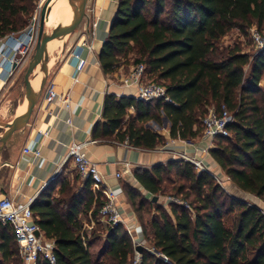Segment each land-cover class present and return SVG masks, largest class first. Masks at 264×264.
<instances>
[{
	"label": "trees",
	"instance_id": "obj_1",
	"mask_svg": "<svg viewBox=\"0 0 264 264\" xmlns=\"http://www.w3.org/2000/svg\"><path fill=\"white\" fill-rule=\"evenodd\" d=\"M34 1L0 0V38L27 28ZM251 28L264 29V0H118L98 53L102 71L114 73L134 55L132 63L142 62L146 79L163 85L171 102L106 94L93 138L154 149L165 138L148 123L166 120L170 138L193 140L202 136L208 109L224 106L233 117L229 134L216 136L209 154L238 189L264 204V49L222 45L233 29L246 36ZM133 176L151 195L123 185L144 239L141 264H264V214L228 194L211 172L169 160ZM78 177L71 183L59 174L30 205L42 235L54 241L57 264H131V236L121 224L98 220L105 196L90 178L77 184ZM171 178L180 181L173 195L188 207L151 200L164 195ZM92 221L97 226L88 231ZM100 233L105 239L94 258ZM0 264H23L9 225L0 226Z\"/></svg>",
	"mask_w": 264,
	"mask_h": 264
},
{
	"label": "crops",
	"instance_id": "obj_2",
	"mask_svg": "<svg viewBox=\"0 0 264 264\" xmlns=\"http://www.w3.org/2000/svg\"><path fill=\"white\" fill-rule=\"evenodd\" d=\"M117 2L118 0L87 1L84 18L78 29L76 28L68 37L63 50L55 55V62L47 79V82L53 81L56 84L59 98L47 106L43 100V88L26 127L22 131L13 133L7 141L0 142V198L8 196L16 204L33 201L39 192L59 174L73 183L75 176L71 171L74 167L67 157V145L71 141L96 140L92 132L95 125L103 120L102 110L106 94L135 97L133 87H124L119 82V76L134 65L132 55H129L128 63L120 64L111 74H105L98 61V53L108 35ZM54 3L55 0H51L47 10L58 15L65 1L57 0V4L54 5ZM94 22L96 26L92 28ZM85 39L92 42L93 49L89 52L82 49L81 59L77 61L72 57V52ZM3 77L4 72L0 69V90L10 80L3 81ZM65 97L69 98L68 108L63 101ZM20 107L21 103L15 107L13 113L2 117L0 122H12L19 115ZM129 112L134 111L130 109ZM67 119H70V123ZM3 131L0 128V135ZM39 131H47V135ZM164 135L167 142L154 149L134 147L114 139H97V142L88 144L85 149L87 156L96 162L106 185L117 195V203L123 217L121 225L132 238L137 237L141 244H144L141 226L123 189V185L128 184L150 198L151 195L133 176L136 168L149 169L155 164L174 160V157L186 152L203 160L208 171L213 175L216 174L230 181L210 156L209 139L201 136L184 143L170 138L169 132ZM35 139L40 145L39 157L25 152ZM116 173H119L120 177H116ZM253 197L255 201L250 204L259 208L264 206L257 197ZM155 202L160 204L162 200L157 197ZM84 222H86L85 219ZM85 225L88 231L97 226L93 221ZM99 236L97 240H101L103 244L105 236L103 233Z\"/></svg>",
	"mask_w": 264,
	"mask_h": 264
},
{
	"label": "built area",
	"instance_id": "obj_3",
	"mask_svg": "<svg viewBox=\"0 0 264 264\" xmlns=\"http://www.w3.org/2000/svg\"><path fill=\"white\" fill-rule=\"evenodd\" d=\"M46 0H39V6ZM96 23H92V28ZM250 38L256 48V51L264 49V33L251 28L249 30ZM34 43V26L30 24L21 32L10 33L0 38V69L4 72L3 81H7L14 74L19 60L22 56L28 54L33 48ZM82 49L88 52L93 49L90 40H82L73 50L72 57L77 61L81 59ZM145 65L142 62L134 64L127 72L119 76V82L124 87H133L135 89V98L143 101L163 100L171 102L166 94L165 87L157 82L147 80L145 77ZM59 94L56 90V84L49 81L44 86L43 100L47 106L52 104ZM66 108L69 107V98H63ZM233 120L232 114L222 106L220 111L209 108L207 114L202 118V137L210 140V147L213 146V139L216 136H227V125ZM70 123V119H67ZM43 135H47V131H39ZM184 143L189 140L179 139ZM96 140L71 141L68 145V158L71 160L75 170L82 179L90 178L92 186L102 190L106 196L105 203L98 212V220L108 227H115L123 222L122 213L117 203V195L106 185L102 174L100 173L96 162L91 160L85 149L88 144H93ZM25 152L32 153L35 157L41 155L39 141L35 139L31 146L25 149ZM181 160L192 163L198 171L208 170L203 160L196 158L186 152H182L179 156ZM216 179L220 177L214 174ZM116 177H120L116 173ZM175 202L181 201L175 200ZM31 201L25 204H16L10 197L3 196L0 198V226L9 225L12 228L16 244L19 248L20 256L23 264H37L45 262L47 264H57L55 255L54 241L45 238L39 226L34 221V215L30 208ZM188 207L187 204L183 203ZM262 213L264 211L260 208ZM129 233V232H128ZM131 236V234L129 233ZM132 238V236H131ZM134 247L144 246L136 238H132ZM151 252L152 248L147 247ZM162 258H164L162 256ZM131 264H141V253L135 249Z\"/></svg>",
	"mask_w": 264,
	"mask_h": 264
},
{
	"label": "rangeland",
	"instance_id": "obj_4",
	"mask_svg": "<svg viewBox=\"0 0 264 264\" xmlns=\"http://www.w3.org/2000/svg\"><path fill=\"white\" fill-rule=\"evenodd\" d=\"M63 1H65V0H63ZM45 2L39 6V0L34 1L33 12L29 18L28 25H27V26H29L30 24H32L34 26L33 48L28 52V54H26L25 56H22L20 58L19 64H18L14 74L10 77V80L7 82V84L0 90V119L4 116L9 115V113H13V110L15 109V107L19 103H22L24 100V91H25L24 76H25V72L27 69L28 62L30 61V59L34 53V48H35V44L37 41L38 25L40 22V13H41V10H42ZM56 4H57V0H55L54 5H56ZM63 6L60 9V13L63 9ZM59 14L56 15L55 13L46 10V15H45L46 20L44 21V27H43V32L45 34H49L51 32V30L54 26L53 23L55 22V20L59 16ZM261 33H264V29L262 30ZM234 44H240L242 46L243 50H246L250 53L256 52V48H255V46H254V44L250 38L249 32L247 33L246 36H243V34L240 33L237 29H233L222 40V45H231L232 46ZM61 46H62L61 42H55L52 50L49 52V59L54 58V56L57 54V52L61 49ZM133 56L134 55H132L131 58ZM247 69L248 68H246V70ZM37 72L39 73V76L41 77L42 76V64L40 66H38ZM262 83L264 84V81H262ZM200 126H202V123H200ZM148 127L150 129H152L153 131H156V132H159L160 134H162L164 136V138H165L164 134H166L168 132V124L167 123L165 124V121H163L162 126L150 121L148 123ZM166 142H167V139L165 138V143ZM164 144H161V145H164ZM179 156L180 155H177L176 157H174V160H181V158ZM71 172H72L73 176L78 174L77 171L75 170V168H73V170ZM78 178H79V180L77 181V184H79L78 182H81L80 175ZM217 180H218L219 184L221 185V187H223L228 194H230V195H232L238 199H241L243 201H246L248 203H253V201H255V199L252 195L241 191L232 182L228 181L227 179H224L221 177ZM178 184H180V181L177 179H173V178H171L167 182H164L163 186H165L166 189H165L164 195L160 196V199L162 200V202L160 204H162L164 207L168 205V202L174 201V199L181 201L180 197H175L173 195L174 190H172L173 186H177ZM261 208L264 211V206ZM147 209H150L152 212V208L147 207ZM97 228H99L98 230H104L102 228V225L98 226ZM101 245H102L101 240L100 241L97 240L94 242V244L92 246V252H93L94 258L97 257V253H98L99 249L101 248Z\"/></svg>",
	"mask_w": 264,
	"mask_h": 264
},
{
	"label": "water",
	"instance_id": "obj_5",
	"mask_svg": "<svg viewBox=\"0 0 264 264\" xmlns=\"http://www.w3.org/2000/svg\"><path fill=\"white\" fill-rule=\"evenodd\" d=\"M50 1L51 0H47L41 10L34 53L28 62L24 76L25 91L24 100L22 103H24L26 100V107L23 109V111H21L22 113H19V115L12 122H0V128L4 130L0 135L1 143L7 141L13 133L22 131L28 124L33 109L37 104L47 82L51 67L55 62V56L53 59H49L48 44L51 43L54 45L55 42H61L62 46L59 51L63 50L68 37L75 31L84 18L88 0H67L72 12L70 22L68 24L59 22L53 26L49 34H45L43 32V27L44 21L46 20V9L48 8ZM41 64L42 76H39L38 85L36 88H34L31 81L39 75L37 68ZM152 201H157V196H153ZM135 249L140 252L142 247L137 246Z\"/></svg>",
	"mask_w": 264,
	"mask_h": 264
},
{
	"label": "bare ground",
	"instance_id": "obj_6",
	"mask_svg": "<svg viewBox=\"0 0 264 264\" xmlns=\"http://www.w3.org/2000/svg\"><path fill=\"white\" fill-rule=\"evenodd\" d=\"M71 17H72V12H71L70 6H69L67 0H65L63 9H62L61 13L59 14V16L57 17V19L55 20V22L53 23V25H55L59 22L60 23L63 22V24H68L71 20ZM52 48H53V45L51 43H49L48 44V52H50L52 50ZM38 80H39V75L34 80L31 81L34 88L37 87ZM26 104H27L26 100L24 101V103H21L19 113H22L21 111H23V109L26 107Z\"/></svg>",
	"mask_w": 264,
	"mask_h": 264
}]
</instances>
